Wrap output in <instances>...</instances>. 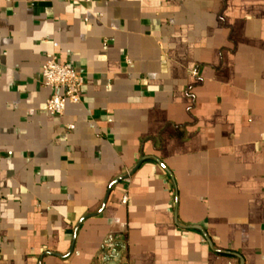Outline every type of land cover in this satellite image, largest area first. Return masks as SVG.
Masks as SVG:
<instances>
[{
	"label": "crops",
	"instance_id": "0c3cea01",
	"mask_svg": "<svg viewBox=\"0 0 264 264\" xmlns=\"http://www.w3.org/2000/svg\"><path fill=\"white\" fill-rule=\"evenodd\" d=\"M51 54L83 77L63 117ZM103 248L264 264V0H0V264Z\"/></svg>",
	"mask_w": 264,
	"mask_h": 264
},
{
	"label": "built area",
	"instance_id": "2783aa9c",
	"mask_svg": "<svg viewBox=\"0 0 264 264\" xmlns=\"http://www.w3.org/2000/svg\"><path fill=\"white\" fill-rule=\"evenodd\" d=\"M195 76V74H194ZM42 84L51 91L45 111L52 117H63L67 106L81 104L83 77L70 67L58 62L55 55H47L41 68ZM67 130L72 131L73 126ZM126 199L123 200V203Z\"/></svg>",
	"mask_w": 264,
	"mask_h": 264
},
{
	"label": "water",
	"instance_id": "95a60500",
	"mask_svg": "<svg viewBox=\"0 0 264 264\" xmlns=\"http://www.w3.org/2000/svg\"><path fill=\"white\" fill-rule=\"evenodd\" d=\"M101 255L105 264H120L122 254L111 248H103Z\"/></svg>",
	"mask_w": 264,
	"mask_h": 264
}]
</instances>
